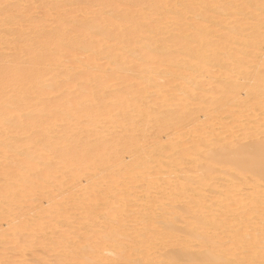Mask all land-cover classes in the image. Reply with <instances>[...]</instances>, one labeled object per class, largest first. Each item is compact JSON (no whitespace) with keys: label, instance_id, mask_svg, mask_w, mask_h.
Instances as JSON below:
<instances>
[{"label":"bare ground","instance_id":"bare-ground-1","mask_svg":"<svg viewBox=\"0 0 264 264\" xmlns=\"http://www.w3.org/2000/svg\"><path fill=\"white\" fill-rule=\"evenodd\" d=\"M4 1L0 264H264V0Z\"/></svg>","mask_w":264,"mask_h":264},{"label":"rangeland","instance_id":"rangeland-1","mask_svg":"<svg viewBox=\"0 0 264 264\" xmlns=\"http://www.w3.org/2000/svg\"><path fill=\"white\" fill-rule=\"evenodd\" d=\"M6 1H8V0H6ZM6 1H4L5 3H3L2 6H4V4H5V5L9 8V7L11 6L10 4H11V2H12L13 0H12V1H11V0L8 1V2H10V3H9V6H8V3H7ZM28 1L32 2V5H33V1H36V0H33V1H32V0H28ZM2 2H3V0H2ZM12 4H14V2H13ZM30 4H31V3H30ZM115 5H116V4H115ZM16 6H17V5L14 4V6L12 5L11 7H13V10H15L14 7L16 8ZM117 6H118V4H117ZM4 7H5V6H4ZM63 7H65L66 10L69 9L68 6H64V5H63ZM63 7H61V8H63ZM67 7H68V9H67ZM71 9H72V8H71ZM36 10H37V12H39V13H37ZM36 10H34L35 12H32L33 10H31V12H32L33 14H34V13H37L38 15H44L45 12H47V11L50 13V11L48 10V8H47V9H43V10H44V11H43V14H40V12L42 13V10H41V9H40V11H39L38 9H36ZM49 13H48V15H51V16L53 15V14H51L52 11H51L50 14H49ZM75 14H76V13H75ZM73 15H74V14H73ZM51 16H50V17L48 16V17H49V20H52V19H51ZM44 17H45V15H44ZM48 17H47V18H48ZM185 17H186V18H191L190 15H186ZM45 18H46V17H45ZM17 26H20V25H17ZM14 28H16V27H14ZM261 49L264 50V47L261 48ZM4 52H8V50H5ZM4 52H3V53H4ZM5 54H6V53H5ZM81 54L84 55L85 53H81ZM79 55H80V54H79ZM82 55H80L79 57H81ZM85 55L87 56V54H85ZM85 55H84V56H85ZM84 56H82L81 58H83ZM152 59H153V58H152ZM154 60L156 61V58H154ZM104 61H105V60H101V61L98 60L99 64H96V65H97V66H99V65H101V64L104 65V64H105ZM102 62H103V63H102ZM95 63H97V62H95ZM106 63H107V62H106ZM106 67L109 68L108 63H107V66H106V64L103 66V68H105V69H106ZM100 68H102V67H100ZM186 73H187V72H186ZM186 73H185V74H186ZM186 75H188V73H187ZM165 80H168V79H165ZM201 80H202V79H201ZM177 82H178V81H177ZM177 82H176V83H177ZM201 82H203V81H201ZM111 83H112V82H111ZM111 83H110V84H111ZM241 83H242V81H241ZM243 83H244V82H243ZM243 83H242V84H243ZM205 87H206V89H205ZM209 87L212 88V89L214 88L213 85H212V86H211V85H208V86L205 85V86L203 87V88H204L203 91H205V90H206V91H207V90L212 91V89L210 90ZM71 88H72V89H71ZM71 88H70V89H71L70 91H72V90L75 89L74 86H73V87L71 86ZM73 88H74V89H73ZM75 91H76V89H75ZM73 92H74V91H73ZM73 92H72V93H73ZM53 96L55 97L56 95H55V94H51V95H49V97H51L52 99L54 98ZM222 96H223V94H221L220 97H219V96L214 97V100L219 99V98H220V100H221V99H222ZM234 96L236 97V99L239 97L238 100H243V99L245 98V92H244L243 90H241L239 93H237V95L235 94ZM220 100H219V102H220ZM223 103H224V102H223ZM222 105H223V106H222ZM226 105H227V104H221V107H222V108H220V109H226V108H229V107H230V105H228L229 107H227ZM220 109H219L218 112H221ZM247 109H249V108H247ZM247 109H245V113L247 112V113H246V114H247L246 116H250V115H254V114L258 115L257 112L253 113V111H252L251 109H250V110H247ZM243 110H244V109H243ZM246 110H247V111H246ZM242 112H244V111H242ZM245 113H242V115L244 116ZM248 113H249V114H248ZM216 115H217V113H216ZM198 116H199V117H196L198 123L204 121V119H203V115H202L201 113H200ZM217 116H218V115H217ZM217 116H216V117H217ZM221 117H222V118H221ZM221 117H219V120L217 119L216 122H215V120H214V121H213L214 123L212 122L213 124L210 123V124H212V126H214V125L216 126V125H217V122H219L218 125H217L215 128H213V127L211 126V130H213V131H212L213 133L218 132L217 134H219L220 132H222L221 130H220V132H219V129H222V127H223V129H224V130H223V132H224L225 129H227V126H229V122H228L227 118L224 119V118H225V115H224V116H221ZM257 117H258V116H257ZM257 117H256V118H257ZM200 118H201L202 120H201ZM199 119H200V121H199ZM209 120H210V119H209ZM222 121H223V124H222V126L219 127V125H221L220 123H222ZM226 121H227V122H226ZM189 123H190V125H189ZM191 123H192V122H187V123H185V124L183 125V127H180V128H178L177 126H174V125L171 126V127H170V126H169V127L167 126V129L165 128V129L162 130L161 132H158V133H155V134L153 133V131H151V129H149V128L147 127L146 132L143 133V134H141L142 136H140V138H141L142 141H145V142H143L144 144L147 143V144L151 145L152 142L149 143V142H150L149 140H151L149 136H151L152 133H153V134H154L153 137H154V140H155V141L157 140V142H159V143H164V142L167 141L168 138L172 137L173 135H174V136H177V134H178V136H179V135H183L184 133L187 134V133L189 132V130H192V129H190V128H192V125H194V123H193V124H191ZM225 123H228L227 126H226V128H224V126H225L224 124H225ZM223 125H224V126H223ZM189 127H190V128H189ZM229 127H231V126H229ZM175 128H176V129H175ZM171 129H172V130H171ZM237 129H238V128H236V129H234V130L232 129V130H233V131H235V130L237 131ZM232 130H231V131H232ZM150 131H151V132H150ZM236 131H235V132H236ZM163 132H164V133H163ZM182 132H183V133H182ZM150 133H151V134H150ZM161 133H162V134H161ZM236 133H237V132H236ZM149 134H150V135H149ZM156 134H158V135H156ZM232 134L234 135L235 133L233 132ZM237 134H240V133L238 132ZM145 135H146V136H145ZM190 135H191V134H189L188 136H183V137H182L183 142H184V139H185V140H190V141L193 140V139H190ZM234 136H235V135H234ZM236 136H238V135H236ZM192 137H193V135H192ZM142 138H143V139H142ZM183 138H184V139H183ZM159 139H160V140H159ZM163 139H164V141H163ZM148 141H149V142H148ZM161 141H162V142H161ZM190 141H188L189 143L187 144V146H189L190 143L192 142V141H191V142H190ZM184 143H186V141H185ZM147 144H145V145H147ZM128 157H129L128 154H124V155L122 156V159L124 160V162L129 163V162L131 161V156H130L129 158H128ZM128 161H129V162H128ZM187 166H189V167H187ZM180 168H181V170L183 171V172H182L183 174H182V175H179V174L177 173V174H173V176H171V177L168 175V180H169V181H175L174 179L178 180L180 177L186 176V175H185V172L188 171V169H189L190 171L194 170V168H193L192 166L190 167V165H188V164H186L185 167H184V164H183V165H181ZM183 168H184L186 171L183 170ZM96 172H97V171H95V173H96ZM95 173H93V174L95 175ZM91 174H92V173H91ZM216 176H217V175H215V177H216ZM219 176H220V175H219ZM204 177H205V180H206L207 177H209L210 179L207 178L208 180L206 181V183H207V182H210L211 184L213 183V180L215 179L214 183L216 182V183H215L216 185H214V187L216 188V186H217V187L219 186L218 189L222 191V189H221V188H222V187H221V184H222V185L225 184V183H223V182H225V180L223 179V178H225L224 176H222V177L220 176L222 179L219 178L218 176H217V178H218V179H217V178L211 177L210 175H206V176H204ZM169 178H171V179L174 178V179L170 180ZM216 180H217L218 182H217ZM219 180H220V181H219ZM221 181H222V182H221ZM84 182H85V183L87 182V178H85V177H81L80 180H78V186L80 185L81 187H83V185L85 184ZM220 182H221V183H220ZM81 183H82V184H81ZM210 183H209V184H210ZM218 183H219V184H218ZM209 184H208V185H209ZM211 184H210V185H211ZM217 184H218V185H217ZM84 186H85V185H84ZM211 186H212V185H211ZM164 187L167 189L166 186H164ZM164 187H163V188H164ZM163 188H161V189H162V192L164 193L163 190H165V189H163ZM161 189H160V190H161ZM206 189H207V191H206ZM208 190L210 191L211 189L205 188V190H204V188H203V189L201 190V193H204V192L206 193V192H207V193H209V194H206V195L209 196V199H210V196H211L212 198H214V195H213L214 193H213L212 191L209 192ZM135 192H136V191H135ZM153 192H154V193H153V195H152L151 200H152V201H153V200L155 201V200H157V198H158V199L160 198V195L158 194L159 192H158L157 190H156V191H153ZM165 192H166V190H165ZM167 192H168V191H167ZM167 192H166V193H167ZM155 194H156V195H155ZM54 195H56V194H54ZM139 195H140V194H139ZM153 196H154L155 198H156V196H158V197H157L156 199H154ZM208 196H207V197H208ZM212 198H211V199H212ZM38 200H39V201H38ZM38 200H37V204H38L37 206H38L39 208L41 207L42 209H44L45 207H47V206H46V204H47V200H46V199H44V198H43V199L40 198V199H38ZM43 200H44V201H43ZM133 200H134V199H133ZM154 201L152 202V204H153L152 209H153L154 212L160 213L159 210L162 212V211H164V210L166 209V207H164L165 209H164V208H161L162 206L159 207V206L157 205L156 202L154 203ZM43 202H45V203H43ZM42 204H43V205H42ZM133 204L135 205V207L131 204V209H133L134 211H135V210H138V209H139V208H138L139 205H137L136 202H133ZM154 204H155V205H154ZM179 205L182 206L181 203H180ZM132 206H133V207H132ZM155 207H156V209H155ZM175 207H176V205H175ZM177 207H178V205H177ZM134 208H135V209H134ZM136 208H138V209H136ZM157 208H159V210H158ZM178 208H179V207H178ZM73 221H74V220H73ZM71 222H72V221H71ZM4 225L6 226V224H5L3 221L0 222V229H1V230H2L3 228H4V229L6 228V227H4ZM75 225H76V224H75ZM73 226H74V225H73ZM19 241H20V240H17V242H19ZM32 252H33V250H32ZM32 252H31V251H30V253H26V252H25V253H24V256H27V257H23V259L31 260V259L33 258V256H32ZM36 252H37V253H36ZM36 252H35V253H36L35 256H37V254H38V257H41V255H42L43 252H42L41 250H40L39 252L36 250ZM35 253H34V254H35ZM39 253H41V254L39 255ZM105 253H106L107 257H109V256L112 255L111 252H108V253L105 252ZM105 253H104V254H105ZM109 253H110V254H109ZM7 254H8V253H7ZM7 254H6V257H7L9 260H11V258H12V259H16V260L18 259L17 257L14 258V256H15V255L17 256L18 254H15V253H13V252H12V253L9 252V254H8V255H7ZM12 254H15V255L9 258V255L11 256ZM31 257H32V258H31ZM20 259H21V258H20ZM50 259H52V258H50ZM50 259H49V260H50Z\"/></svg>","mask_w":264,"mask_h":264}]
</instances>
